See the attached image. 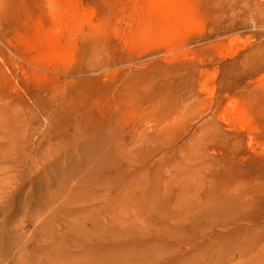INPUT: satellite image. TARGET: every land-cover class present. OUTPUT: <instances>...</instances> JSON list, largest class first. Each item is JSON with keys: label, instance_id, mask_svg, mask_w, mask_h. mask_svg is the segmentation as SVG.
Segmentation results:
<instances>
[{"label": "rangeland", "instance_id": "374dc122", "mask_svg": "<svg viewBox=\"0 0 264 264\" xmlns=\"http://www.w3.org/2000/svg\"><path fill=\"white\" fill-rule=\"evenodd\" d=\"M165 1L0 0V88L37 112L0 264H264V0Z\"/></svg>", "mask_w": 264, "mask_h": 264}, {"label": "bare ground", "instance_id": "6f19581e", "mask_svg": "<svg viewBox=\"0 0 264 264\" xmlns=\"http://www.w3.org/2000/svg\"><path fill=\"white\" fill-rule=\"evenodd\" d=\"M165 11L164 14L170 17H176L177 20L180 18H186L185 20H188L190 14L187 10V8L184 6L182 2H178L177 0H167V3L165 1ZM39 103V101H37ZM43 107V106H42ZM48 110H45L43 107V112L45 115H48ZM37 112L34 110L31 105L28 103L26 104L21 100L18 94L15 92H12L8 89H2L0 88V165L3 163L9 164L11 163L13 165H19L23 160V149L25 148L24 142L25 140L32 143L34 141V128L32 123H30L32 117H36ZM51 116V115H50ZM63 140L65 139L62 137ZM30 147V145L28 146ZM20 173L19 171L16 172L13 176L9 177L7 180L0 178V211L3 212V194L6 193L7 195L11 196L10 189L17 183L18 177ZM90 183V181H89ZM67 183L64 184L66 186ZM83 187V186H82ZM80 187V189L82 188ZM20 186L15 188V192H19ZM67 187L63 190H58L57 193L55 192V198H57L55 201L58 202L61 199H64L65 201H68L69 195L66 191ZM12 196H15L13 194ZM140 199H138L137 202H139ZM64 209V207H60L56 212L59 213ZM135 211H137V208H134ZM139 216H134L133 218H119L116 220V223L121 227V232L130 234V233H137L141 232L143 229L146 228V226L141 224V220L138 218ZM161 226V225H160ZM167 229V228H166ZM164 231V230H162ZM171 230L164 231V236H167L168 238L171 237L170 235ZM114 231V235H116ZM162 234V233H161ZM119 236V235H118ZM160 238V237H159ZM163 238V237H162ZM162 238L158 239L163 243L167 242V239L165 241H162ZM122 244L112 245L109 248H106L105 250L112 249L115 252H122L123 257H132V254L136 251L139 252V256H133V261H138L136 263L138 264H146L149 255L157 254L155 252L158 251L157 246H148V244H152L151 242H137V243H130L126 241H121ZM160 243V242H159ZM135 247H134V246ZM120 246V247H119ZM135 249V250H133ZM133 250V251H132ZM115 254V257H118L120 253ZM142 259V260H141ZM116 261L113 260L111 262L115 263ZM95 263L97 264H106L110 262H104L103 260H96Z\"/></svg>", "mask_w": 264, "mask_h": 264}]
</instances>
